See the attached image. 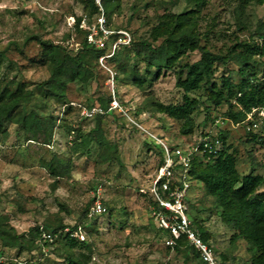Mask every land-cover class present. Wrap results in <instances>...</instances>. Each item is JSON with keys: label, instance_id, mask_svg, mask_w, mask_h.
<instances>
[{"label": "rangeland", "instance_id": "rangeland-1", "mask_svg": "<svg viewBox=\"0 0 264 264\" xmlns=\"http://www.w3.org/2000/svg\"><path fill=\"white\" fill-rule=\"evenodd\" d=\"M229 1L211 0L199 12L197 29L201 32V44L214 52L225 53L236 42L250 40L251 32L264 16V2L251 1L245 10L249 26L243 27L234 12L235 4L231 5ZM112 6L113 12L108 14L110 22L129 28L134 34V44L142 38L151 39L153 28L164 15L193 7L188 0H113ZM85 13L90 12L85 9L83 0H0V51L6 50V54L19 64L21 77L25 80H43L48 76L47 67L33 61L41 51L37 38L76 49L84 39V32L71 25L70 17L77 18ZM13 41L18 45L11 44ZM133 46L121 53L130 63L138 61L133 55ZM200 56L199 49L189 52L191 61ZM111 67L116 70V66ZM262 68L260 65L259 70ZM236 69L234 62L227 67L220 65L216 80L220 81L229 70L236 76ZM116 86L120 101L155 134L170 143L194 139L193 135L181 132L178 119L158 111L152 104L153 100L166 104L180 102L182 91L176 86L173 70L164 71L151 87L117 79ZM108 94L107 72L89 86L71 84L68 98L73 109L65 114L67 125L76 129L80 124L83 132H88L94 126L95 118L81 119L78 107L96 103L100 96ZM192 95L206 100L207 94L202 89ZM206 102L210 103L209 100ZM42 106H45L44 101L36 95L30 107ZM56 106L54 101L49 102L51 109ZM220 108L225 110L227 106ZM118 114L113 110L103 120L107 137L119 148L120 159L108 162L100 161L101 148L95 143L85 154H72L67 142L71 144L76 133H68L63 126L57 128L54 142L48 145L26 141L23 136L18 138L15 125H12L8 141L0 146V218L6 217L17 232L36 238L34 228L44 223L74 225L86 221V208L95 198L101 199L108 212L92 231L83 227L91 251L80 246L76 248L78 254H91L87 264H194L185 261L184 252L167 243L169 237L158 230V223L149 210L153 203L150 202V187L160 164V150L144 132ZM203 118L204 113H199L197 122ZM226 126L230 128L228 143L237 155L239 171L264 176V145L251 139L244 124ZM259 131L260 128L254 132ZM56 154L69 167L70 173L56 177L43 166L44 161L51 160ZM188 195L192 205L190 210L208 230L209 242L218 260L226 259L227 264H250V245L244 239L233 238V230L222 220L220 208L202 183L194 184ZM42 249L21 252L17 248L9 249L4 261L65 264L66 253L61 243L49 244Z\"/></svg>", "mask_w": 264, "mask_h": 264}, {"label": "trees", "instance_id": "trees-1", "mask_svg": "<svg viewBox=\"0 0 264 264\" xmlns=\"http://www.w3.org/2000/svg\"><path fill=\"white\" fill-rule=\"evenodd\" d=\"M102 1L106 13H112L113 0ZM251 1L253 0L229 1L231 5L235 4L234 12L238 23L243 27L249 26L245 10ZM83 2L90 15L98 11L95 0ZM188 2L193 7L164 15L160 23L153 28L151 39L142 38L136 44L133 42L132 52L139 62L130 63L128 59L122 58V50L127 47H121L108 59V63L116 66L117 80H124L140 87H151L164 71L173 70L176 73V86L182 91L180 102L166 104L153 100L152 104L158 111L178 119L181 122V132L185 135H193L198 140L210 133L213 129L214 114L229 119L225 125L217 129L222 141L219 152L217 154L196 152L192 156L191 189L194 184L202 183L207 194L215 199L216 205L220 208L222 220L233 230V238L244 239L250 245L252 251L250 264H264V176L254 172L243 174L239 171L237 155L228 143L230 128L226 126L244 124L251 139H257L264 145V123L257 128H260L259 132H254L257 129H247L246 126L248 113L254 107L264 108V16L251 32L250 40L236 42L225 53L214 52L201 44V32L197 29L199 12L207 7L211 0ZM80 18L81 16H78L77 20ZM74 28L80 30L78 24ZM37 39L41 51L39 57L33 61L46 66L48 71V76L37 82H29L21 77L22 69L19 64L6 54V50L0 51V146L8 141L12 125H15L18 138L23 136L26 141L48 145L54 142L57 128L63 126L68 133L73 130L76 133L73 142L71 144L67 142L72 154H85L95 143L101 148V162L119 160L118 144L107 137L103 126L104 117L113 111L109 110L111 94L100 96L96 103L86 106L92 108L96 105L103 108V112L91 116L95 118V124L88 132H83L80 124L76 129L67 125L65 118L67 111L73 109L68 98L70 85L74 83L89 86L97 81L105 72L98 61L105 50L90 45L85 37L76 49L53 40ZM11 44L18 45L16 41ZM196 49L201 51L200 58L195 61L189 60V52ZM140 62L144 64L141 65ZM231 62L237 65V75L234 76L233 71L229 70L222 75L220 81H217L218 67L220 65L227 67ZM260 65H263L261 70ZM202 89L206 91V100L210 101L209 104L201 97L192 95ZM36 95L42 98L44 107H30ZM50 101H54L57 106L51 109ZM222 105H226L227 108L221 110ZM78 112L81 119L90 117L82 114L81 107H78ZM202 112L204 118L198 123L197 115ZM136 114L139 115V111ZM150 141L160 150L161 163L162 148L153 139ZM43 166L56 177L70 173L69 167L62 163L57 154L51 160L44 161ZM96 200L95 198L84 212L86 221H79L74 225L63 222L44 223L34 228L36 238H29L25 233L17 232L6 217H1L0 240L3 248L0 249V264H12L10 261L7 263L4 261L6 251L9 249L17 248L19 252L25 249L42 251V247L53 243L63 245L66 253L65 264H87L91 254L85 252L78 254L76 248L80 246L91 251V243L87 239L72 237L69 231H65V227L75 228L82 224L85 229L92 231L100 218L108 212L106 206L105 212L88 217ZM187 203L193 226L199 228L200 235L210 244L208 230L199 223L198 217L190 210L192 205L189 195ZM157 227L167 238L171 236L168 229L160 225ZM48 233L53 235L52 240L47 238ZM175 248L184 252L185 261L207 264L185 235L176 239ZM224 260L220 263L227 264ZM18 264H27V261Z\"/></svg>", "mask_w": 264, "mask_h": 264}, {"label": "built area", "instance_id": "built-area-1", "mask_svg": "<svg viewBox=\"0 0 264 264\" xmlns=\"http://www.w3.org/2000/svg\"><path fill=\"white\" fill-rule=\"evenodd\" d=\"M98 11L91 16L85 13L77 20L71 16V25L78 24L80 30L84 32L87 42L105 52L99 56L100 67L108 73V85L112 99L109 110H114L124 116L129 123L139 128L148 138L156 141L162 148V162L158 165L156 176L150 187V194L153 203L150 205V213L157 221L158 225L168 229L171 236L167 239L169 245L175 246L176 239L185 235L197 248L201 257L207 264H221L215 250L211 244L203 239L198 229H196L188 214L189 205L187 196L191 189L190 168L192 156L196 152H208L217 154L222 146V141L217 129L225 125L229 119L224 116L212 115L213 129L203 137L191 139L185 143H170L161 136L148 129L134 115L127 106L120 101L117 94L116 75L117 72L108 63V59L115 55L121 47H131L134 42L133 32L126 27L114 26L106 13L102 0H95ZM75 105V104H73ZM82 114L92 116L97 112H103L100 106L88 108L80 104ZM264 123V108L254 107L247 115V129H257ZM72 133H75L73 130ZM106 211V206L101 199H97L88 213V217H93ZM82 224L75 228L66 226L65 231H69L72 237L85 240ZM47 238L53 239V235L48 233Z\"/></svg>", "mask_w": 264, "mask_h": 264}]
</instances>
